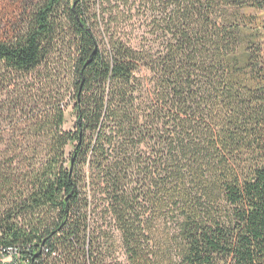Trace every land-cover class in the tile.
Segmentation results:
<instances>
[{
  "label": "trees",
  "instance_id": "obj_1",
  "mask_svg": "<svg viewBox=\"0 0 264 264\" xmlns=\"http://www.w3.org/2000/svg\"><path fill=\"white\" fill-rule=\"evenodd\" d=\"M17 4L0 264H264V0Z\"/></svg>",
  "mask_w": 264,
  "mask_h": 264
},
{
  "label": "rangeland",
  "instance_id": "obj_2",
  "mask_svg": "<svg viewBox=\"0 0 264 264\" xmlns=\"http://www.w3.org/2000/svg\"><path fill=\"white\" fill-rule=\"evenodd\" d=\"M19 1L21 0H0V40L10 39L13 36L12 33L15 24L23 21L19 15V4H17ZM64 62V58H59L57 68L55 70V73L61 75V77L65 76L66 73L64 68H62ZM39 71L41 79L43 80V83H45L46 80L42 77L45 70L40 68ZM38 78L39 76L37 74L25 75L16 72L10 73L5 69H0V83L3 85L6 84L8 87L5 91L7 97L4 102H2V106H0V125L8 127V131L10 124H15L17 121L21 124L23 123L25 116H27L26 113L28 114L31 107H40V105L37 104V96H32L31 92H21L24 87L27 88L34 84L37 85L39 83ZM67 101L70 100L67 99ZM75 122L76 116L72 112L71 103L66 110L63 129H73Z\"/></svg>",
  "mask_w": 264,
  "mask_h": 264
}]
</instances>
